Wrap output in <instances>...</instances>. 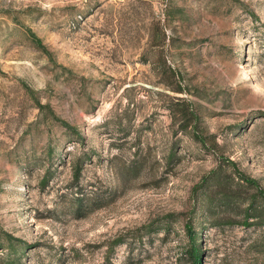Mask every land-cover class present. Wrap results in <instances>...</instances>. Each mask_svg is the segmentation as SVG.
I'll use <instances>...</instances> for the list:
<instances>
[{"label":"rangeland","instance_id":"rangeland-1","mask_svg":"<svg viewBox=\"0 0 264 264\" xmlns=\"http://www.w3.org/2000/svg\"><path fill=\"white\" fill-rule=\"evenodd\" d=\"M261 192L264 0H0V264H264Z\"/></svg>","mask_w":264,"mask_h":264},{"label":"trees","instance_id":"trees-1","mask_svg":"<svg viewBox=\"0 0 264 264\" xmlns=\"http://www.w3.org/2000/svg\"><path fill=\"white\" fill-rule=\"evenodd\" d=\"M77 171H78V168H77V165L75 164L74 167H73V175H74V176L76 175ZM245 179H247L248 181L253 182V179H252V178H247V177H245ZM261 194H262V198L264 199V193L261 192ZM190 237H191V241H193V238H194L195 236H194V235H191ZM192 248H193V249H192ZM188 250H189V254H190V256H191V257L193 258V260L196 262V261H197V258H198V254H199L198 251H196V249H194L193 246H190V247L188 248Z\"/></svg>","mask_w":264,"mask_h":264}]
</instances>
